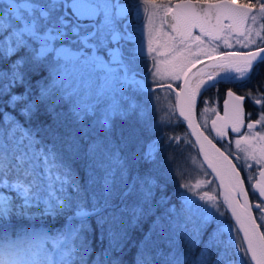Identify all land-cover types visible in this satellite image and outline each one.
Wrapping results in <instances>:
<instances>
[{"label": "snow or ice", "instance_id": "6c2138e0", "mask_svg": "<svg viewBox=\"0 0 264 264\" xmlns=\"http://www.w3.org/2000/svg\"><path fill=\"white\" fill-rule=\"evenodd\" d=\"M0 5V185L22 201L0 195V222L13 213L27 215L40 204L44 215L59 218L71 213L65 216L66 226L54 235L30 232L12 239L4 228L0 264H88L93 237L100 250L92 264H120L113 253H122L131 240L130 229L139 228L149 217L151 226L137 245L135 264H264V232L252 212L253 207L264 212V94L253 98L246 93L260 106L254 122L245 124V97L231 90L225 101L230 120L219 126L212 121L218 137H226L229 128L239 134L236 148L245 161L254 162L246 167L257 169L259 178L251 175L249 184L259 203H250L240 172L228 157L206 136L204 140L223 160L204 151L197 136L208 166L220 180L233 225L218 218L217 197L207 191L199 194V200L211 207L182 192L179 211L173 207L157 215L166 197L157 199L156 194L164 189L150 169L142 173L129 164L122 154L129 138L116 127L118 120L136 115L129 93L144 90L137 70L144 48L136 33L142 28L139 23L133 27L129 19L133 14L137 22L142 19L141 5L147 15V52L155 53L153 78L183 79L176 107L192 126L201 88L215 87L217 77L246 82L264 64V3L178 0L171 6L155 0H134L131 5L120 0H0ZM195 29L199 31L194 35ZM69 37L79 52L63 45ZM232 40L248 51H219L221 43L231 48ZM205 59L208 63L192 72ZM221 72L226 74L220 76ZM61 104L68 105L78 130L66 129L64 134L58 130L64 115L57 111ZM5 108H12L24 123ZM41 116L51 122L31 127ZM39 132L46 133L51 143L38 139ZM64 152L86 159V186L64 163ZM157 154L156 145L148 143L134 157L150 165ZM207 183L197 180L182 187L194 193ZM68 187L77 193L74 204L64 195ZM238 197L244 198L243 203Z\"/></svg>", "mask_w": 264, "mask_h": 264}, {"label": "trees", "instance_id": "16d2710c", "mask_svg": "<svg viewBox=\"0 0 264 264\" xmlns=\"http://www.w3.org/2000/svg\"><path fill=\"white\" fill-rule=\"evenodd\" d=\"M257 1V0H252ZM261 1V0H259ZM259 68H264V64H260ZM255 73L252 74L251 77H254ZM17 91H20V89H17ZM161 91V90H160ZM165 92H171L169 90H163ZM158 91H155L153 93H157ZM141 94L145 95H151L145 93L143 90L140 91ZM138 97V96H137ZM68 105L67 104H61L57 107V111L64 113V115L61 116V122L62 126L58 129L62 134L65 133V130H78L79 126L75 125L72 121L71 116L67 112ZM174 108V105H173ZM3 111L9 112L12 114V116H15L17 119L20 120L21 123H24L23 119L17 115V113L12 108H5ZM174 118L175 120L172 122V130H168L169 128L164 129H144L143 123L137 124V121L132 123L131 120L129 122V125L125 121H119L116 123L117 129L123 130V135L128 139V143L126 147H123L122 154L125 156H129V164L133 166L134 170L139 169L140 172H144L145 170L150 169L153 175L157 177V180L160 184V186L164 189L163 192H157L156 196L157 199L160 198L161 195L166 197V203L164 205H161L157 209V215L160 213L166 211L169 209V207H175L177 211L180 210V197H179V191L176 190L175 184L176 179L173 178V175L179 172L180 176H184L187 174V169L189 168L191 172L192 165L190 164L189 167H187L186 171L184 172V169H182V165L184 162L187 164L191 157L201 164L198 154L196 152L195 146L184 126V124L179 120L175 112L173 110ZM153 115H150L149 117L153 120H155L157 117H152ZM199 117V113H198ZM149 118V119H150ZM50 118H46L41 116L39 119H34L32 121L31 127L36 128L41 123H50ZM88 123H91V121H88ZM129 126V128L127 127ZM26 127H28L27 124H25ZM148 125H145L146 128ZM132 127H135L133 130ZM171 128V126H170ZM118 129V130H119ZM175 131V132H174ZM113 137L117 138V134L113 133ZM37 138H43L45 144L51 143V140L47 137V134L44 132H39L37 135ZM156 138V149H157V156L155 163L153 164H144L143 162L138 161L134 154H136L137 149L140 150L145 145L146 140H153ZM142 139V141H141ZM137 141H141L140 144H137ZM119 143V140H117ZM140 147V149H139ZM57 148L59 151L63 152V149L60 145H57ZM141 151V150H140ZM64 163L67 164L72 170L73 174L78 177L79 182L82 185L86 186V159L83 157V155L79 156H71V154L64 152ZM101 160L103 158L101 157ZM199 164V165H200ZM202 172L206 175V177L209 179V181L212 183L213 186L214 183L210 177V175L206 172L204 167L201 165ZM178 180V179H177ZM0 191H5V188H3L2 185H0ZM7 191V190H6ZM11 196V193H8ZM14 195V194H12ZM70 201L74 204L77 200V193L71 188L68 187L66 193H64ZM219 205L222 209V213L225 218V221L227 225H232L229 216L227 215L224 207L219 202ZM38 212H41L40 210ZM66 215H71V213H66L62 215L59 218H56L54 216L50 215H40L39 217H34L33 219L24 220L25 217H10L7 218L6 221L0 222V233H2V230L6 228L7 233H14L16 230L22 229V228H28V227H35L38 225H41L45 228H48V230L53 229L56 232H60L65 226H66ZM153 217H149L148 219L141 222V225L139 228L136 229H130L131 233V240H129L125 246L124 251L122 253L115 252L113 253L114 257H117L120 261V264H135L136 256H137V245L139 241L143 238L144 234L148 232ZM92 228H96L95 220H92ZM214 227V225H213ZM209 231H211V227L209 228ZM206 238V235H205ZM181 244H183V241H181ZM105 246H107V241L105 240ZM92 247L94 249L92 256L88 257V264H92L93 259H95V254L100 250L97 241L93 237L92 239ZM199 249H197V252ZM195 255V254H193ZM212 259H215V254H213Z\"/></svg>", "mask_w": 264, "mask_h": 264}, {"label": "flooded vegetation", "instance_id": "af4514ba", "mask_svg": "<svg viewBox=\"0 0 264 264\" xmlns=\"http://www.w3.org/2000/svg\"><path fill=\"white\" fill-rule=\"evenodd\" d=\"M121 3H127L129 5L134 3V0H120ZM178 0H171L170 5L173 6L175 3H177ZM253 3H256L257 1H252ZM260 3H264V0L259 1ZM2 7V5H0ZM140 11L142 12V19L137 22L134 19V14L129 16V19L132 20V26L136 27L137 23H139V27H141L146 20V14L143 12V5L140 7ZM225 23H228L227 21ZM165 30H167L165 28ZM198 34V33H195ZM194 34V35H195ZM136 35L141 36L142 42H143V36L140 32H137ZM72 37H69V39L65 40L63 42V45L66 47H69L72 49L73 52H79V46L74 45L72 43ZM206 39V38H205ZM219 43V42H218ZM259 43V41H258ZM131 47V45H129ZM251 47H256V45H252ZM227 50H236V51H242L247 49H241L236 47L231 48H224L223 44L221 43L219 51H227ZM84 51L89 52L88 49H85ZM100 55H104L106 58V53L101 52ZM153 56H155V53H152L151 55L144 53L143 58L140 60L138 65V72L139 77L138 79L143 81V85L145 88L146 84H153L155 86H152L147 89H152L157 86L162 85H169L178 88L181 80H170L165 78L164 80H156L153 78L152 72H153ZM156 90L155 89L150 92H147L143 90L147 94H155L153 93ZM231 90L235 95L237 96H244V101L242 102V108L244 112V122L245 124L254 122L257 119V114L260 112V106L255 105L252 100L249 99V97L246 95V93H250L253 98H258L262 94H264V68L258 69V74H255L254 77H251L248 81H241V80H234V81H219L215 85V87H210L205 90L202 95L200 96L198 100L197 105V111L199 112V115L202 112H205L206 115L212 116V119L208 121V125L205 128L203 127L204 132L214 141L217 143V145L227 154V156L232 160L234 165L236 166L237 170L240 172L241 178L244 181V188L247 191L248 199L250 203L256 204L259 203V200L256 198V196L253 195V188L249 184V178L251 175H257V169L254 167L252 169H248L246 167V164H252L254 163L251 160L245 161L244 159V153L240 152L236 148L235 139L238 138L239 134L233 133L231 129H228V135L224 138L218 137L216 135V131L212 127V121L217 120V125L219 126L221 123L228 121V119L219 120L218 118H221L224 116L225 113V101L228 100L227 92ZM170 96H172L170 94ZM175 97V96H174ZM212 109H215V111H212ZM251 113V117L248 116V114ZM261 130V125H257L256 131ZM242 131L246 132L247 129H242ZM221 205L226 209L225 204H222V201H219ZM227 210V209H226ZM253 215L256 216V223L261 225L260 231L264 232V212H258V210L253 207L252 208Z\"/></svg>", "mask_w": 264, "mask_h": 264}, {"label": "rangeland", "instance_id": "374dc122", "mask_svg": "<svg viewBox=\"0 0 264 264\" xmlns=\"http://www.w3.org/2000/svg\"><path fill=\"white\" fill-rule=\"evenodd\" d=\"M170 1L171 0H155L156 3H166V4H170ZM141 16H142V14H141ZM157 24H159V20H157ZM256 27H259V25H256ZM141 28H142L141 34L143 36L144 53L148 54L147 46H148L149 36H148L147 15H146L145 23L141 26ZM231 43H232L233 47L246 49V48H243L240 44H236L234 40H232ZM154 47H155V44H154ZM156 80H158V79H156ZM152 86H155V85L149 84V83L146 84L147 88H150ZM129 95H131L133 97L132 103H134L136 105V115L131 116L127 121H125L128 125H129V122L131 120L132 123H134L136 121H137V124L143 123V126H144L143 128L145 130L146 129L152 130V129L169 128L168 130L171 131L173 129L172 128V122L175 120L174 114H173V110H174V108H173V97L170 96L169 92H165V91L161 90L155 94L145 95V94H141L140 91H138L135 93L130 92ZM150 115H153L152 117H157V118L155 120H153L149 117ZM210 119H212V116L206 115L205 112L201 111V114L199 115V120H200V123L202 126H204L206 128L208 125V121ZM128 125H127V127L129 128ZM145 125H148L147 127H149V128H146ZM170 126H171V128H170ZM132 129L134 130L135 127H132ZM141 141H142V139H141ZM141 141H137L136 143L140 144ZM156 142H157L156 138L153 140H146L145 145L148 143H154L155 144ZM144 146H143V148H144ZM143 148L140 149V147H139V149L141 151L143 150ZM140 150L137 149V152H136L137 155L141 152ZM126 157L128 158V162H129L130 161L129 156H126ZM189 160L190 161L187 164L184 162V164L182 165V169H184V172H185L187 167H189V165L191 164L192 165L191 172L188 168L187 174L182 176V177L180 176V173H183V172H179V171H177V173H175L173 175V178L176 179L175 188H176V190L179 191V197H180V194L182 192H184V193H187L188 195L193 196V198L196 199L202 206L211 207L210 205L207 204L206 201H200L199 200V194H202L203 192L207 191V192H210L211 194H213L217 197V204L219 205V198H218L217 190L214 188V186L212 185L211 182L207 183L206 185L197 189L196 192H194V193L188 192L187 189L182 187V185L185 183L195 184L197 180L209 181V179L206 177V175L201 171L202 170L201 164L196 160V158L194 159L193 157H191ZM99 174L102 175V173H99ZM8 193H11V196ZM12 194H14V195H12ZM0 195L9 196V197L13 198L16 203H22L21 200L16 198V193L12 190L5 189V191H0ZM43 207H44L43 204H40L39 207H33L27 215L19 216V215H16L15 213H13L8 218H10L11 216L12 217H25L24 220H29V219L31 220L34 217H39L40 215H43L42 214ZM169 208H172V207H169ZM39 210L41 212H38ZM212 210L217 211L216 209H212ZM220 212H222V209L219 205V210L217 212L218 218L223 220L225 222V225L227 226V223L225 221L224 216L219 215ZM30 232H46L49 235H54V234L58 233V232L54 231L53 229L48 230V228L38 227L36 229L22 230L18 234L30 233ZM15 238L16 237H12V239H15Z\"/></svg>", "mask_w": 264, "mask_h": 264}, {"label": "water", "instance_id": "95a60500", "mask_svg": "<svg viewBox=\"0 0 264 264\" xmlns=\"http://www.w3.org/2000/svg\"><path fill=\"white\" fill-rule=\"evenodd\" d=\"M198 31H199L198 29L193 30V34L194 33H198ZM228 52H230V51H228ZM244 52H246V51H244ZM207 63H208V60L205 59L203 64H197L195 68H192V72H196L198 69L203 68ZM189 75H191V73H189ZM216 79L218 81H225V80H220V77H217ZM212 83H213V81H208V84L209 85L212 84ZM183 86H184L183 79H181L178 89L174 88L173 86H171V88H169L168 85L158 86V87H155L153 89L167 88V89L171 90L174 93V95H175V113H176V116H177L178 119H180L183 122V124H184V126H185V128H186V130H187V132H188V134H189V136H190V138H191L194 146H195V149H196V152L198 154V157H199L202 165L206 169V171L209 173V175L213 179V181H214V183H215V185H216V187L218 189V192H219L221 201L223 202V195H222V193H223L224 190H223V188L220 187V180L216 176V173H214L213 170H212V168H210L208 166V162L205 160L204 151H206V152L214 155L216 158H218L220 160H223V157H220L219 153H223L224 156H227V155L209 138V136L200 127L199 122H198V119H197L196 107L193 110V117L192 118H193L194 123H193L192 126H189L188 121L185 120L182 116H180V114H179V108L176 107V100H177V93L180 92V88H182ZM145 90L146 91H151V90H147V89H145ZM204 91H205V88H201L200 93L197 94L196 105H197L198 99L200 98V96L202 95V93ZM230 118H231L230 113H229V115H226L224 113V116L221 117V118H218V119L219 120H223V119L230 120ZM201 133H202V135H200ZM197 136L200 137V142H202L204 144V151H201V143L200 142H197ZM205 136L208 137V139H210L212 141V144L215 145V149H219V153H217L215 151V149L211 147V145H208L207 141L204 140V137ZM228 160L231 161L232 164H234L229 157H228ZM214 162H215V160H214ZM224 163H225V166H227V162L225 161ZM238 199L240 200L241 203H243V199H244L243 197H238ZM225 206H226L227 213H228V215H229L232 223L235 224V218L232 216V210L230 208H228L227 205H225ZM241 236H242V234H241Z\"/></svg>", "mask_w": 264, "mask_h": 264}, {"label": "bare ground", "instance_id": "6f19581e", "mask_svg": "<svg viewBox=\"0 0 264 264\" xmlns=\"http://www.w3.org/2000/svg\"><path fill=\"white\" fill-rule=\"evenodd\" d=\"M226 73H224V72H221L220 73V76H224ZM205 79H207V77H205Z\"/></svg>", "mask_w": 264, "mask_h": 264}]
</instances>
